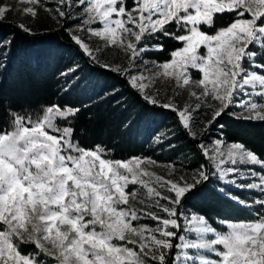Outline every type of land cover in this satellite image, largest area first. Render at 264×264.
Here are the masks:
<instances>
[{
    "label": "snow or ice",
    "instance_id": "6c2138e0",
    "mask_svg": "<svg viewBox=\"0 0 264 264\" xmlns=\"http://www.w3.org/2000/svg\"><path fill=\"white\" fill-rule=\"evenodd\" d=\"M19 3L34 5L23 8L32 18L43 8L63 21L61 28L89 63L114 72L146 103L172 111L205 163L191 183L165 179L149 170L157 164L150 157L115 159L105 146L82 145L78 107L6 109L8 119L0 124V264H264V154L219 138L204 143L232 107L248 111L245 119L264 122V0ZM8 11L9 5L0 7V21ZM160 37L183 46L170 52V60L148 65V52L165 50ZM99 43L121 49L127 64H101ZM8 47L10 42L0 46V70ZM152 67L159 70L146 75ZM160 77L188 89L196 103L161 102L159 89L153 92ZM204 108L212 109L211 119L199 136L195 126ZM175 135L166 137L170 149ZM213 179L224 185L217 191L251 219L213 222L188 211L193 190ZM140 190L152 203L139 200L138 208L133 201Z\"/></svg>",
    "mask_w": 264,
    "mask_h": 264
},
{
    "label": "trees",
    "instance_id": "16d2710c",
    "mask_svg": "<svg viewBox=\"0 0 264 264\" xmlns=\"http://www.w3.org/2000/svg\"><path fill=\"white\" fill-rule=\"evenodd\" d=\"M159 40L165 50L145 55L158 63L170 60V52L182 47L173 39ZM0 42H10L4 68L0 70V124L8 119L6 109L32 113L49 104L70 105L80 108L75 125L78 139L86 147L105 146L115 159L150 157L191 169L204 164L195 142L177 126L170 110L146 104L121 77L86 62L62 28L53 35L40 32L26 36L0 24ZM77 65L75 76L61 75ZM233 112L230 108L218 119L221 139L243 143L264 154V122L236 117ZM173 132L175 147L170 149L166 137ZM217 188L219 183L214 179L199 184L190 194L187 208L213 222L224 217L252 218L232 206Z\"/></svg>",
    "mask_w": 264,
    "mask_h": 264
},
{
    "label": "rangeland",
    "instance_id": "374dc122",
    "mask_svg": "<svg viewBox=\"0 0 264 264\" xmlns=\"http://www.w3.org/2000/svg\"><path fill=\"white\" fill-rule=\"evenodd\" d=\"M53 2L54 0H47V3L49 4V6ZM5 4L10 6L11 11L7 12L4 20L0 21V23L9 22L12 24H16L17 27L18 25L23 24L25 27H28L31 29V32H30L31 34H36L40 32H43V33L51 32L53 34L56 31V29L61 28V24H63V21L58 22L56 18L52 17L51 14L43 8L39 9V14L36 18H32L31 16L26 15L23 12V8L34 7V5L21 4L19 3V0H0V7H2ZM78 34H81V33H78ZM95 46L99 47L100 49L101 54L98 56V60L101 64L110 63L114 67L117 65L127 64V57L125 56L124 52L121 49H118L116 47H104L102 43H99ZM201 51H203V49H201ZM83 58L85 59L86 62H88L85 57ZM144 59L148 65L159 64L155 60L149 59L146 56L144 57ZM91 65L98 67L97 65H94V64H91ZM140 67L144 68L145 64H141ZM158 70H159L158 68L152 67L150 72L146 73V75H150L151 73H154ZM192 76L196 79L200 78V74L194 70H192ZM155 83H156V87L153 89V92L155 93L156 88L159 89V99L161 100V102L175 98L173 102L179 103L182 107L196 103L195 98L189 94L188 89L178 88L174 81L168 80L167 78H164V77H160ZM200 90L201 89L199 88L195 89V91H197L198 93ZM143 102L145 101L143 100ZM150 106H153V105H150ZM232 109L234 111L232 114L235 115L236 117L244 118L249 115L248 111L241 109L238 106L232 107ZM211 111L212 109L210 108H204V110L200 114L197 115V120L199 121V123L196 124L195 130L197 131L199 136H204V133L201 130L204 128L205 123L209 119H211V116L208 115V113H210ZM171 113L175 116V114L172 111ZM176 122H177V119H176ZM177 126H179L178 122H177ZM217 127H218V124L216 123L211 127V129L208 130L207 136L204 138V143L206 145H211L212 141H214L217 138L221 139V137L219 136ZM189 140L192 141L190 138ZM226 144H231V143L226 142ZM173 164L174 163L172 162H158L157 161V164L155 166H148V167L150 171H154L157 175L164 177L165 179L176 180L180 177H183L184 179L188 180L189 183H191L192 177L196 175L198 168L200 166L199 165L197 168L191 169V168H186L184 166H181L179 164H174L175 168L173 169L171 167V165ZM145 179L147 180L148 178L145 177ZM149 183L151 186L156 187L158 191H161L163 194H167L162 188L159 187L158 184H155L151 180L149 181ZM219 187H224V185L219 183ZM139 200H144L146 204L152 203L151 200H148L146 198V192L144 190H140L137 195V200L133 201L135 206L138 208L143 207V205H141L138 202ZM188 211L195 212L191 209H188ZM146 223L151 224L152 222L146 221Z\"/></svg>",
    "mask_w": 264,
    "mask_h": 264
},
{
    "label": "water",
    "instance_id": "95a60500",
    "mask_svg": "<svg viewBox=\"0 0 264 264\" xmlns=\"http://www.w3.org/2000/svg\"><path fill=\"white\" fill-rule=\"evenodd\" d=\"M0 24H4V25H8V26H11L13 27L14 29L18 30L20 33L26 35V36H29V34H26L25 32H23L20 28L17 27L16 24H12V23H9V22H2ZM45 34H51L53 35L51 32L50 33H45ZM74 45V44H73ZM204 160V159H203ZM205 162V161H204Z\"/></svg>",
    "mask_w": 264,
    "mask_h": 264
}]
</instances>
